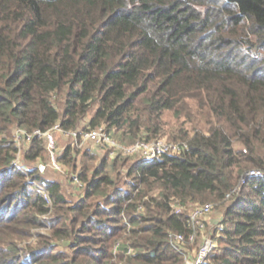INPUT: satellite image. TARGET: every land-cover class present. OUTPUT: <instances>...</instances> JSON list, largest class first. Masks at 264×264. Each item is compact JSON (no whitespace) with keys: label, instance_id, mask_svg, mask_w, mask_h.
Segmentation results:
<instances>
[{"label":"trees","instance_id":"trees-1","mask_svg":"<svg viewBox=\"0 0 264 264\" xmlns=\"http://www.w3.org/2000/svg\"><path fill=\"white\" fill-rule=\"evenodd\" d=\"M164 112L180 122L165 128ZM89 113L122 142L188 147L98 162L84 149L79 166L67 143L74 201L13 164L14 126L73 129ZM43 152L34 137L24 158ZM205 202L222 227L202 264H264V0H0V264H182L169 233L188 235Z\"/></svg>","mask_w":264,"mask_h":264},{"label":"built area","instance_id":"built-area-1","mask_svg":"<svg viewBox=\"0 0 264 264\" xmlns=\"http://www.w3.org/2000/svg\"><path fill=\"white\" fill-rule=\"evenodd\" d=\"M13 134L15 138L16 154L13 159V164L22 168L19 164L20 152L26 148V145L31 144L34 137L41 138L44 142V149L46 151V162L36 161L35 166L39 172H44L47 167L51 170H62V162L60 157L67 143L71 147L78 150L85 144H89L94 152L100 156L107 154L110 157L114 156H140L143 159H151L162 153H180L188 147L187 142L169 140L165 137H158L155 139H136L133 142L125 143L114 136V133L106 128V125L101 123L97 126H82L73 129H64L59 122H55L46 129H33L27 131L18 126H14ZM60 134L68 139V142L59 147L57 144L56 135ZM28 146V147H29ZM260 174L257 168H250L245 171L240 181H245L252 175ZM72 181L75 185L81 186L82 182L78 173L72 174ZM39 191H41L49 201L48 192L44 183L36 184ZM229 193L226 194V196ZM178 208H176L177 210ZM212 209L211 202L198 203L191 206L188 213V223L190 225V232L184 235L181 232H170L169 238L177 245V249L182 254V264H202L207 258L208 254L217 246V229L222 227L221 224L216 225V229L207 231L205 229V219ZM198 239V245L191 248V245ZM117 246V244L115 245ZM128 252L131 248H128Z\"/></svg>","mask_w":264,"mask_h":264},{"label":"rangeland","instance_id":"rangeland-1","mask_svg":"<svg viewBox=\"0 0 264 264\" xmlns=\"http://www.w3.org/2000/svg\"><path fill=\"white\" fill-rule=\"evenodd\" d=\"M91 112V111H90ZM90 116V113L87 114L79 123V127H82V126H85L86 123H87V120ZM162 121L164 123V127L165 128H169L170 126L172 125H176L180 122V120H176L170 112H164L163 115H162ZM182 121V119H181ZM185 126H187V123H184ZM115 137H117L118 135L117 134H114ZM163 137L167 138L170 140L169 138V135L167 133L165 134H162ZM57 137V144L59 147H62L64 146L67 142H68V139L63 137L62 135L60 134H57L56 135ZM118 138V137H117ZM29 145H26V148L21 150L20 152V158H19V164L21 165L22 169H25L27 168V166H34L36 161H41V162H46V151L44 149V152L42 153L43 155V158H38L36 160H33V161H28L24 158V153L26 152L27 148H28ZM84 149H88V150H91L92 151V148L90 147L89 144H85L83 147L79 148V152L76 154V160H77V163L80 164L82 163V157H81V152L84 150ZM96 153V152H95ZM96 156L97 158L95 159V162H98L100 157L99 154L96 153ZM132 157V156H131ZM62 170L60 171H56V170H51L49 167H47V169L44 171V172H41L43 173L45 176H47L48 178H52V179H56L60 182V185H61V189L63 190V192L65 193L66 195V198H68L69 200L71 201H74L77 199V197L79 196V192L81 191V187L80 186H77L73 183L72 181V174L73 173H77V170H72L71 169V166L67 165L66 163L62 162ZM78 166V167H79ZM38 170V169H37ZM211 216L212 220H209V216ZM207 215L206 219H205V229L207 231H210L212 228L213 229H216V225L217 224H221V217H222V214H221V210L220 208L218 207H213L210 211V213ZM46 220V219H44ZM49 220V219H47ZM39 231H47V227H41L38 229ZM219 229H217V231L215 232L216 234H218V231ZM198 239L197 238L195 240V242L191 245V248H195L197 245H198ZM217 244H218V239H217Z\"/></svg>","mask_w":264,"mask_h":264},{"label":"crops","instance_id":"crops-1","mask_svg":"<svg viewBox=\"0 0 264 264\" xmlns=\"http://www.w3.org/2000/svg\"><path fill=\"white\" fill-rule=\"evenodd\" d=\"M208 216H209V215H208ZM208 218H209V220H212V219H211V218H212L211 216H209Z\"/></svg>","mask_w":264,"mask_h":264}]
</instances>
